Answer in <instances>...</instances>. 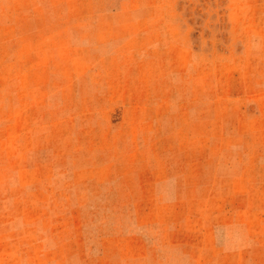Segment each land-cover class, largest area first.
I'll return each mask as SVG.
<instances>
[{"label":"rangeland","instance_id":"obj_1","mask_svg":"<svg viewBox=\"0 0 264 264\" xmlns=\"http://www.w3.org/2000/svg\"><path fill=\"white\" fill-rule=\"evenodd\" d=\"M0 264H264V0H0Z\"/></svg>","mask_w":264,"mask_h":264}]
</instances>
